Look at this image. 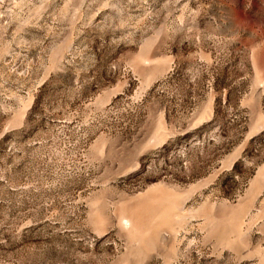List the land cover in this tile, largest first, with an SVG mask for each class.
<instances>
[{
	"label": "rangeland",
	"instance_id": "374dc122",
	"mask_svg": "<svg viewBox=\"0 0 264 264\" xmlns=\"http://www.w3.org/2000/svg\"><path fill=\"white\" fill-rule=\"evenodd\" d=\"M0 264H264V0H0Z\"/></svg>",
	"mask_w": 264,
	"mask_h": 264
}]
</instances>
